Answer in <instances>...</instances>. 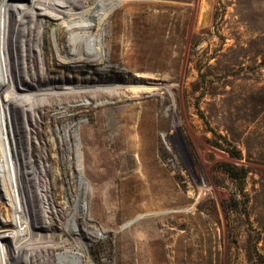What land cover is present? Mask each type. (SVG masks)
I'll return each mask as SVG.
<instances>
[{"label":"rangeland","instance_id":"obj_1","mask_svg":"<svg viewBox=\"0 0 264 264\" xmlns=\"http://www.w3.org/2000/svg\"><path fill=\"white\" fill-rule=\"evenodd\" d=\"M8 1L0 264H264V0Z\"/></svg>","mask_w":264,"mask_h":264},{"label":"bare ground","instance_id":"obj_2","mask_svg":"<svg viewBox=\"0 0 264 264\" xmlns=\"http://www.w3.org/2000/svg\"><path fill=\"white\" fill-rule=\"evenodd\" d=\"M13 1H15V0H9L8 1V3H7V7L9 8V6H10V11H14V7L12 6V2ZM18 1V0H17ZM49 3H50V1H49ZM18 10L21 12V13H23V12H25L26 10L25 9H22V8H18ZM14 16H15V13H14ZM14 19H15V22L12 20V22H13V24H11V26H10V29H9V32H10V40L8 41V50L10 49L11 51H12V64L15 62V60L16 59H19L18 58V56H17V52H16V55H15V52L13 51V42H14V36H15V33H16V30H15V28H14V25H18V23H21V21L20 20H17L15 17H14ZM91 29V28H90ZM62 31V30H61ZM62 37V36H61ZM59 38V47H58V51L59 52H62V48H61V43H60V39H62V38ZM78 39V38H77ZM52 44V43H51ZM51 44H49V47H50V54H49V60L51 59V57H53L54 56V54H55V50H54V48H53V46L51 45ZM77 44H79V43H77ZM74 45H76V44H74ZM9 52V51H8ZM9 55V54H8ZM10 57V56H9ZM26 58H27V62H28V64H29V62H31V60L33 59H35V57H33L31 60H29L28 58H30V56H29V54L27 53V55H26ZM19 64V63H18ZM15 69H16V64H15ZM49 70H50V72H52V71H54V68L51 66V65H49ZM56 70V69H55ZM17 74V73H16ZM82 82L84 81V79H82L81 80ZM22 89V87L20 86V85H16V90L17 91H19V90H21ZM104 90V89H103ZM149 90V89H148ZM89 93V91H86V94H88ZM102 94H104L105 92L103 91V92H101ZM100 93V94H101ZM99 94V93H98ZM97 94V95H98ZM137 95V94H136ZM68 117V115H63L62 117H60V120H63L64 118H67ZM8 119L6 118V121H7ZM54 120H57V118L55 117L54 118ZM99 141L101 142V139H99ZM97 143H98V141H97ZM48 145H49V148L51 149L52 148V146H51V144H49L48 143ZM99 153H96V152H94V151H92V153H91V157H97V155L99 154V155H101V150L100 149H96ZM50 158H52V156L50 157ZM53 163H55L56 165H57V160L56 159H54L53 160ZM97 166H98V169L101 171V172H104L105 171V168H106V166L103 164V163H98L97 164ZM22 226H23V224H21ZM25 225V224H24ZM27 227V225L26 226H24V228H26ZM25 230V229H24ZM6 231V227H5V225H1L0 226V236L1 237H3V233ZM16 234H18V233H16ZM19 236V235H18ZM9 257V256H8Z\"/></svg>","mask_w":264,"mask_h":264},{"label":"water","instance_id":"obj_3","mask_svg":"<svg viewBox=\"0 0 264 264\" xmlns=\"http://www.w3.org/2000/svg\"><path fill=\"white\" fill-rule=\"evenodd\" d=\"M6 264H9L8 261L6 262Z\"/></svg>","mask_w":264,"mask_h":264}]
</instances>
